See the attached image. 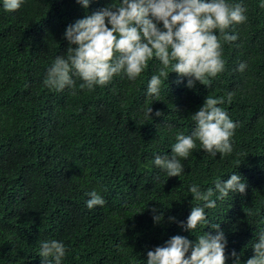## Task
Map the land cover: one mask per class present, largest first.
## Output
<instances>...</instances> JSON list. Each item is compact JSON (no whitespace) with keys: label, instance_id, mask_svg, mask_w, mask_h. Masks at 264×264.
Returning a JSON list of instances; mask_svg holds the SVG:
<instances>
[{"label":"trees","instance_id":"trees-1","mask_svg":"<svg viewBox=\"0 0 264 264\" xmlns=\"http://www.w3.org/2000/svg\"><path fill=\"white\" fill-rule=\"evenodd\" d=\"M120 2L90 0L85 8L78 0H23L8 12L0 0V264H47L41 242L53 239L66 246L62 264H147V252L172 236L195 243L215 234L212 223L225 234L226 264H237L233 250L246 264L264 230V0H228L246 8L247 20L227 30L238 39L223 44L225 70L209 88H189L172 72L159 97L148 96V81L162 67L155 58L134 81L115 76L89 91L73 76V87H46L48 68L69 47L66 27ZM227 92L234 93L230 104ZM208 95L225 96L221 107L239 122L233 152L213 157L197 141L181 160V176L167 177L155 156L171 155L176 134L191 133L192 114ZM150 106L152 119L145 116ZM233 172L246 192L223 200L217 193L216 207L205 209L210 223L194 232L183 227L192 207L204 203L189 186L206 191ZM92 191L103 206L87 207Z\"/></svg>","mask_w":264,"mask_h":264},{"label":"clouds","instance_id":"clouds-1","mask_svg":"<svg viewBox=\"0 0 264 264\" xmlns=\"http://www.w3.org/2000/svg\"><path fill=\"white\" fill-rule=\"evenodd\" d=\"M78 2L87 8L90 0ZM22 3L23 0H3V8L8 12L16 11ZM260 7L264 8V2ZM245 12L242 4L228 0H121L119 5L104 7L66 27L64 35L69 42L66 55L55 58L43 83L62 91L73 87V76H79L83 81L79 87L92 91L96 86H106L115 76L136 80L155 58L162 67L148 81V96L159 97L172 72L180 78L186 77L189 88L197 82L209 88L213 79L225 70L223 44L238 39V35L229 34L227 30L233 24L244 23ZM246 67V63H240L237 70L243 72ZM233 96V92H227L229 104ZM223 104L225 96L208 95L199 110L192 114L195 128L189 135L177 133L171 155H156L155 166L165 171L167 177H180L184 171L181 160L187 159L197 148V141L213 157L217 153L221 157L231 155L239 122L229 117L221 107ZM152 112L153 108L147 107L145 116L152 119ZM155 115L163 113L156 110ZM246 188L247 184L236 172L227 180L217 178L214 187L206 191H201L196 183L191 184L189 192L193 200L204 203L192 207L182 226L194 232L198 225H208L205 209L216 207L214 195L218 193V199L223 200L230 193L244 194ZM89 196V209L106 203L96 191ZM255 214L251 210L247 212V216ZM161 219L160 215L154 216L156 222ZM211 228L215 234L204 232L197 236L195 243L181 235L172 236L164 246L147 252V264H226L225 234L219 223H212ZM252 248L254 255L246 264H264V230L259 232ZM190 249V255H186ZM66 251L62 241L46 240L41 242L39 255L47 264H62ZM231 255L237 257L239 264L235 250Z\"/></svg>","mask_w":264,"mask_h":264}]
</instances>
